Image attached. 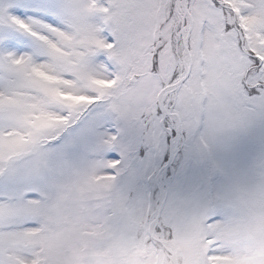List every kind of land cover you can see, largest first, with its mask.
<instances>
[{"label":"snow or ice","instance_id":"snow-or-ice-1","mask_svg":"<svg viewBox=\"0 0 264 264\" xmlns=\"http://www.w3.org/2000/svg\"><path fill=\"white\" fill-rule=\"evenodd\" d=\"M0 264H264V0H0Z\"/></svg>","mask_w":264,"mask_h":264}]
</instances>
